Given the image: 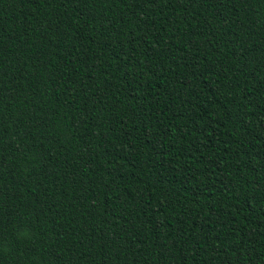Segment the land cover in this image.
Here are the masks:
<instances>
[{
	"label": "trees",
	"instance_id": "16d2710c",
	"mask_svg": "<svg viewBox=\"0 0 264 264\" xmlns=\"http://www.w3.org/2000/svg\"><path fill=\"white\" fill-rule=\"evenodd\" d=\"M0 264H264V0H0Z\"/></svg>",
	"mask_w": 264,
	"mask_h": 264
}]
</instances>
